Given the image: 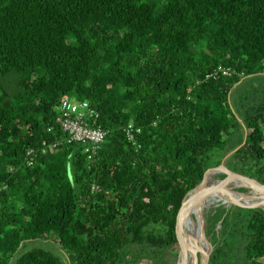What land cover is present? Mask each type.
Masks as SVG:
<instances>
[{"label":"trees","instance_id":"1","mask_svg":"<svg viewBox=\"0 0 264 264\" xmlns=\"http://www.w3.org/2000/svg\"><path fill=\"white\" fill-rule=\"evenodd\" d=\"M64 98L108 131L90 158ZM243 126L226 163L264 183V0H0V264H175L181 201ZM209 221L208 264H264L263 209Z\"/></svg>","mask_w":264,"mask_h":264},{"label":"water","instance_id":"2","mask_svg":"<svg viewBox=\"0 0 264 264\" xmlns=\"http://www.w3.org/2000/svg\"><path fill=\"white\" fill-rule=\"evenodd\" d=\"M238 120L241 122L240 118H238ZM243 135L244 137L241 144L226 154L218 165L207 168L200 182L188 190L184 195L174 227L178 244L175 264H208L209 255L212 251L210 240H208L202 232L206 247L204 248L202 245H198L196 239H190L188 233H186L184 221L187 217L192 216L193 208L196 205L202 204L203 200L209 195L224 193L226 195V202L224 203L221 201L220 203L227 205V207H225L226 209L231 205H235L243 208H261L264 210V183H261L253 177L232 171L224 164L225 159L230 157V155L244 143L246 135L244 126ZM218 173L223 175V177L218 179L212 178L214 182L211 183L207 181L208 175L214 176ZM232 183H234V185H230ZM234 187H242L243 190L236 191ZM236 193H238V195ZM200 206L202 205H199V207ZM207 208L208 207L205 206L202 207L198 215L199 218L193 215L196 221H198V219L200 220L201 228L203 222L202 215Z\"/></svg>","mask_w":264,"mask_h":264},{"label":"built area","instance_id":"3","mask_svg":"<svg viewBox=\"0 0 264 264\" xmlns=\"http://www.w3.org/2000/svg\"><path fill=\"white\" fill-rule=\"evenodd\" d=\"M233 70L221 65L204 74V79H215L218 75L230 76ZM99 113L87 100L64 98L58 105L55 121L65 133L67 143L79 142L83 145V152L88 158L94 155L100 144L103 143L108 131L99 123ZM126 139L135 144V136L140 133V128L131 122L123 128ZM58 141L42 143V151L56 148ZM28 151L27 154H30ZM30 163V162H29Z\"/></svg>","mask_w":264,"mask_h":264},{"label":"bare ground","instance_id":"4","mask_svg":"<svg viewBox=\"0 0 264 264\" xmlns=\"http://www.w3.org/2000/svg\"><path fill=\"white\" fill-rule=\"evenodd\" d=\"M212 178H214L213 175H208L207 181L210 183L214 182ZM235 184H237V183H235ZM230 185H234V183H232ZM236 194L238 195V193H236ZM221 201L224 203L226 202V195L224 193H222V194L221 193H217V194L214 193L212 195H209L208 197H206L203 200L202 204H199L202 206L199 207V205H196L193 208L192 216L187 217L184 221L185 231H186V233H188V236L190 237V239L191 238L196 239V242L198 243V245L200 244L204 248L206 247V242H205L203 235H202L201 223H200L199 219H198V221H196L193 218V215H195V216H197V218H199L198 215L201 212L203 206L210 207V206L216 204L217 202H221Z\"/></svg>","mask_w":264,"mask_h":264},{"label":"rangeland","instance_id":"5","mask_svg":"<svg viewBox=\"0 0 264 264\" xmlns=\"http://www.w3.org/2000/svg\"><path fill=\"white\" fill-rule=\"evenodd\" d=\"M231 151V150H230ZM230 151H228V153L230 152ZM227 153V154H228ZM221 157H222V155H221V153H216V156L214 157V159L213 160H216V159H221ZM222 159H223V157H222ZM221 159V160H222ZM225 161H226V159H225ZM224 161V162H225ZM221 176V174H215L214 175V178H216V179H218V178H222V177H220ZM241 188L242 187H234V189L236 190V191H241ZM218 205H221V206H223V207H227V205H224L223 203H220V202H217L216 204H214V205H212V206H210V207H208L207 208V210L206 211H204L203 212V215H202V218H203V222H202V232L204 233V235H205V237L209 240V238H211V236H212V232L213 231H216V230H218V228H219V223H217L216 224V227L214 228V230L213 231H211V229H210V221H209V217L214 213V211H215V208L218 206ZM51 244V243H50ZM25 246H26V248H30V247H40V241H38V240H36V241H31V242H29V243H26L25 244ZM48 249H50L53 253H55L56 255H60V253H58V252H55L52 248H48ZM176 262V261H175Z\"/></svg>","mask_w":264,"mask_h":264},{"label":"flooded vegetation","instance_id":"6","mask_svg":"<svg viewBox=\"0 0 264 264\" xmlns=\"http://www.w3.org/2000/svg\"><path fill=\"white\" fill-rule=\"evenodd\" d=\"M226 161H227V160H226ZM226 161L224 162L225 166H226L227 168H229L230 170L234 171L233 169H231V168L227 165ZM235 172H237V171H235Z\"/></svg>","mask_w":264,"mask_h":264}]
</instances>
